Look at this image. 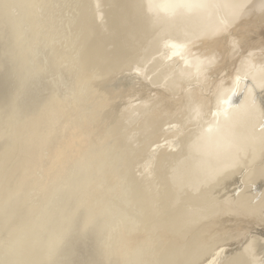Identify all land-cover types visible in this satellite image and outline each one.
Returning a JSON list of instances; mask_svg holds the SVG:
<instances>
[{"label":"bare ground","instance_id":"6f19581e","mask_svg":"<svg viewBox=\"0 0 264 264\" xmlns=\"http://www.w3.org/2000/svg\"><path fill=\"white\" fill-rule=\"evenodd\" d=\"M126 1L0 0V264H264V1Z\"/></svg>","mask_w":264,"mask_h":264},{"label":"rangeland","instance_id":"374dc122","mask_svg":"<svg viewBox=\"0 0 264 264\" xmlns=\"http://www.w3.org/2000/svg\"><path fill=\"white\" fill-rule=\"evenodd\" d=\"M137 1L138 0H135V2L133 3V4H131L130 3V1L129 0H127L126 1V3H124L123 4V6H124V10H123V13L121 14L122 15V23H121V31H120V34L122 35H124L125 36V38H126V41L128 42V44H129V46H130V49H131V51L132 52H135L136 50H142L143 49V45L145 44V42H146V40H145V38L148 40V37L150 36V34L149 33H147V25H146V23L145 24H141V22H140V18H141V16H143L144 17V15H143V7H142V13H140L139 12V8L137 7L138 6V4H137ZM130 8H134V10H135V20L138 22V24H139V28H141L142 30H143V33L142 34H144V36H142L141 34H140V36H139V39H138V41L136 42V41H134L133 40V38H134V36H135V34L134 35H132L130 38L127 36V32H128V29H129V25H130V23L131 22H127L126 21V19H127V17H128V14H130ZM44 14H46V11L44 12ZM53 17H58L57 16V14L56 15H54ZM45 23V22H44ZM139 28H138V31H139ZM67 30L68 29H66V32H65V34L64 35H67V33L68 32H71L72 34L74 33V31L72 32V31H68L67 32ZM137 31V32H138ZM144 37V38H143ZM97 41V40H96ZM96 43V42H95ZM8 45H10L9 43L6 45V46H8ZM122 42H119V44H118V47H117V50L118 49H122ZM94 52H95V48H94ZM96 53H98V52H95V53H93L92 54V62L93 61H97V62H101V64H103L104 63V65L106 64V66L105 67H107L108 66V62H110L112 59H115V60H119V61H121V63H124V62H126L127 61V59H130V58H132V57H125V56H122L121 57V53L122 52H120V55H118L117 56V58H110V59H108V58H105V59H102V58H100ZM111 53V52H110ZM107 54H109V53H107ZM130 54V53H129ZM6 55H9L8 53H5V55H3V56H6ZM38 56H40V55H38ZM9 58H10V60H12V61H9L8 63H9V66L11 67V66H14L15 64H14V58L12 57V56H10L9 55ZM105 62H104V61ZM8 63H7V65H8ZM26 68V67H25ZM18 71V72H17ZM17 71H16V69L14 70V72H17L18 74H17V76H15V75H13V73L11 72V74H10V78L14 81V83H16V82H18V81H21V83H22V80L23 79H28L26 76L27 75H30V73H31V71L28 73L27 71H26V69H20V70H18L17 69ZM119 77H121V75L120 76H118V78ZM6 78V77H5ZM15 78H17V79H15ZM114 80V79H113ZM129 82V81H128ZM130 82H131V80H130ZM25 83V82H24ZM24 83H22V84H24ZM131 83H133V82H131ZM5 88H7L8 87V84H9V80L7 81V82H5ZM36 85H35V83L33 82V84H32V90H34V87H35ZM114 86H112L111 87V89H112V95H114L115 96V92H114V90H115V88H113ZM104 90V92H106L107 90H109V89H106V87H105V89H103ZM24 91V90H23ZM110 91V90H109ZM16 92V91H15ZM106 94V93H105ZM14 103H15V101H14ZM13 103V104H14ZM76 104H78V103H76ZM15 105V104H14ZM78 116L79 115H77V117H76V123L79 125V118H78ZM69 123V121L66 123V124H68ZM69 127V128H68ZM78 127V126H77ZM66 129H68L69 131L68 132H70V130H72V129H77V128H75V126L73 127V125H72V127L68 124V125H66V127H65ZM80 129V128H79ZM79 129H77V131L79 130ZM76 132V131H75ZM72 134H73V132H72ZM65 135H67V133L65 134ZM90 145V144H89ZM48 152V151H47ZM47 155V154H46ZM45 155V156H46ZM137 209V208H136ZM126 214H130L131 212L129 211V209L128 210H124V209H122ZM124 222H122V225H124L123 224ZM129 226V225H128ZM128 226L126 225L125 227L126 228H128ZM60 230V229H59ZM60 232V231H59ZM107 235V234H106ZM128 235V234H127ZM127 235H124V237H126ZM67 236L68 235H63L62 234V238L64 239V238H67ZM118 236V235H117ZM122 238H123V236H121ZM118 237H116V239H115V242H113V244H114V246H115V248L113 247V245H111L110 247L114 250H117V247L119 246H122L124 243L125 244H127V242L126 241H124V242H121L122 240V238H118ZM99 239V238H98ZM116 240H119V241H117L118 242V244H117V242H116ZM121 240V241H120ZM123 243V244H122ZM128 246V245H127ZM98 247V246H97ZM120 249H122V247L120 248ZM97 250H98V252H102V249L100 250L99 248H97ZM110 252V251H109ZM111 254V253H110ZM104 262H103V261ZM121 261V260H120ZM98 262L99 263H101V264H106V262H105V260H104V258L102 257V259H100V258H98ZM109 264H110V260H109Z\"/></svg>","mask_w":264,"mask_h":264},{"label":"snow or ice","instance_id":"6c2138e0","mask_svg":"<svg viewBox=\"0 0 264 264\" xmlns=\"http://www.w3.org/2000/svg\"><path fill=\"white\" fill-rule=\"evenodd\" d=\"M169 7L175 12V11H179V10H187V11H193V10H197V9H205L207 7H209V5L207 3L204 2V0H194V2H192V0H177L176 3L169 5ZM229 7H233L234 9H236V11L233 12V17L235 18L236 16L239 15L240 11H242L245 7L244 4H239V5H230ZM222 24V28L220 29V31H227L228 28V21L226 20H222L221 21ZM171 47L175 48L177 47L176 44H172ZM209 63H211V61H208ZM243 80H246L247 77H241L239 74L236 75L235 77V87L232 89L231 93L228 96V100L227 101H221V103H228L230 104L231 101V95L236 94L237 92H241V94H243L242 89L240 88L241 82ZM255 87V85H254ZM261 88H264V81L261 82L260 84ZM249 92V97H250V102L246 103L245 105H243V110L245 112H255L256 111V106H255V99L254 97L251 96L252 93V89L248 90ZM197 115L199 110L198 109H194L193 110ZM215 115V114H214ZM225 118H228L229 113L227 111L224 112ZM260 116L262 119H264V110L260 111ZM232 147H234L233 142L231 140H227L225 141L223 148L227 151L229 149H231ZM239 158L238 156L236 158H234L231 162V165L229 166H236L239 164ZM217 248H219V245L216 246ZM222 249L216 253L217 256H220L222 254ZM212 264H225V262L223 260H217V261H213Z\"/></svg>","mask_w":264,"mask_h":264},{"label":"water","instance_id":"95a60500","mask_svg":"<svg viewBox=\"0 0 264 264\" xmlns=\"http://www.w3.org/2000/svg\"><path fill=\"white\" fill-rule=\"evenodd\" d=\"M264 0H260L259 3H262Z\"/></svg>","mask_w":264,"mask_h":264}]
</instances>
